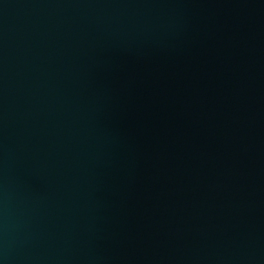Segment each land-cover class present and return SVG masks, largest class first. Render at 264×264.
Returning <instances> with one entry per match:
<instances>
[{
	"label": "water",
	"instance_id": "1",
	"mask_svg": "<svg viewBox=\"0 0 264 264\" xmlns=\"http://www.w3.org/2000/svg\"><path fill=\"white\" fill-rule=\"evenodd\" d=\"M0 264H264V0H0Z\"/></svg>",
	"mask_w": 264,
	"mask_h": 264
}]
</instances>
